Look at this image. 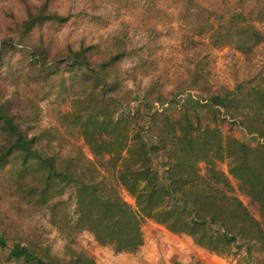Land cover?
Listing matches in <instances>:
<instances>
[{"label":"rangeland","instance_id":"obj_1","mask_svg":"<svg viewBox=\"0 0 264 264\" xmlns=\"http://www.w3.org/2000/svg\"><path fill=\"white\" fill-rule=\"evenodd\" d=\"M40 7L66 19L46 18L25 32L23 21ZM245 21L264 34V0H0V42L12 44L2 47L0 56V100H11V112L28 134H36L37 147L53 153L58 165L81 173L86 159L93 158L84 125L92 127V118H101L98 113L118 115L110 98L114 96L138 111L144 139L156 145L152 163L164 174L166 154L157 131L184 122L187 109L193 129L217 127L251 143L238 124L228 120L226 116H232L225 105L202 102L204 96L264 78V38L246 53L233 44L234 32ZM80 47L86 48L91 75L69 58L70 49ZM41 52L48 61H59V67L44 72L31 64L30 58ZM117 52L115 62L100 66ZM100 97L104 112L92 108ZM155 101H168L156 111L159 116L152 109ZM204 166L198 164L201 174ZM18 167L16 159L0 165V234L6 239V246H0V264H35L8 258L14 242L27 244L53 264H98L99 253L115 252L113 244H99L91 231L69 228L77 217L72 181L56 178L51 188L62 192L38 209L30 196H18ZM218 168L227 171V160L218 162ZM232 184V193L261 219L257 203L240 193L235 181ZM121 194L134 204L129 193L122 189ZM149 220L142 222L143 233ZM235 235L237 247L231 252L224 248L220 255L234 256L239 264H264L258 244Z\"/></svg>","mask_w":264,"mask_h":264},{"label":"trees","instance_id":"obj_2","mask_svg":"<svg viewBox=\"0 0 264 264\" xmlns=\"http://www.w3.org/2000/svg\"><path fill=\"white\" fill-rule=\"evenodd\" d=\"M40 8L23 21L25 32L46 18L66 19V16L46 13ZM240 15L241 12L236 17ZM247 22L233 34L234 46L243 53L249 52L264 38L262 31ZM11 45L2 40L0 56L2 47ZM70 52L71 63L83 66L82 69L91 75L86 48L70 49ZM118 52L100 66L105 68L115 62L119 58ZM44 53L31 57L29 62L44 72L58 68L59 61H48ZM32 54L35 53L32 51ZM89 94L91 96V92ZM110 98L118 115L98 113L101 118H92L95 120L92 127L84 125L82 130L93 158L86 159L81 173L67 165H58L53 153L37 147L36 134H28L11 112V100H0V165L10 159L19 163L15 169L19 198L30 196L39 209L62 192L61 188H51L56 178L72 181L77 217L75 225L69 228L71 231L77 228L91 231L99 244H113L116 252L135 250L143 242L141 225L145 219L162 224L172 232L187 233L195 243L217 254L224 248L231 252L237 247L234 245L235 234L245 242H256L258 249L264 251V146L222 133L217 127L193 129L187 109L184 122L180 121L178 126L159 127L157 131L166 154L161 164L165 171L161 174L151 158L156 145L144 139L142 127L137 124L138 111L121 105L114 96ZM97 100L100 103H95L92 108L104 112L103 97ZM202 102L225 105L236 122L250 132L264 135V78L204 96ZM90 107L88 104L87 109ZM156 111L154 116L161 115ZM162 115L171 123L168 116ZM90 119L88 116L87 120ZM223 160H227V171L218 168V162ZM200 162L205 163L203 174L198 168ZM232 181L240 193L257 203L261 219L232 193ZM122 189L134 198V204L122 196ZM212 225L223 226L225 231L216 230ZM0 246H6L3 234H0ZM8 254L10 259L53 264L21 242H14ZM86 258L82 259L88 261ZM88 262L93 261L89 259Z\"/></svg>","mask_w":264,"mask_h":264},{"label":"crops","instance_id":"obj_3","mask_svg":"<svg viewBox=\"0 0 264 264\" xmlns=\"http://www.w3.org/2000/svg\"><path fill=\"white\" fill-rule=\"evenodd\" d=\"M98 264H239L234 256H223L195 243L187 233H175L149 220L143 242L132 251L104 252Z\"/></svg>","mask_w":264,"mask_h":264},{"label":"built area","instance_id":"obj_4","mask_svg":"<svg viewBox=\"0 0 264 264\" xmlns=\"http://www.w3.org/2000/svg\"><path fill=\"white\" fill-rule=\"evenodd\" d=\"M192 95H193V97H196V95H194V92L192 93ZM180 102H182V101H180ZM167 106H168V101H164L162 103H158L157 101H155L154 104H153L152 109L154 111L155 110L161 111V110H163ZM226 117L230 121H235L233 117H229V116H226ZM235 124H238V128L240 130H242L243 133H245V135L247 136V138H249L251 140V144L264 146V135L258 134L256 132H250V131H248L243 125L239 124L236 121H235ZM213 228L216 229V230L222 231V232L225 231V228L223 226L213 225Z\"/></svg>","mask_w":264,"mask_h":264}]
</instances>
